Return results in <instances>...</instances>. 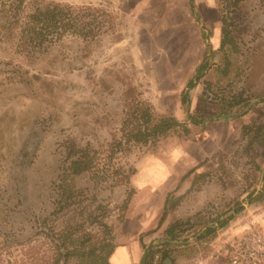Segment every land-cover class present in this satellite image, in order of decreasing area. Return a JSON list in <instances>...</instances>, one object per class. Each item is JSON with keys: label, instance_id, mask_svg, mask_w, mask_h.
<instances>
[{"label": "rangeland", "instance_id": "1", "mask_svg": "<svg viewBox=\"0 0 264 264\" xmlns=\"http://www.w3.org/2000/svg\"><path fill=\"white\" fill-rule=\"evenodd\" d=\"M155 1L158 12L146 24L132 13V0H0V264H51L57 245L65 252L62 231L117 247L134 198L152 208L168 169L197 149L211 151L202 164L213 168L194 172L199 185L182 196L190 200L186 214L171 212L174 222L161 228L182 201L168 196L148 231L155 233L151 264L165 256L189 264L216 249L229 264L237 239L264 230V0H218L216 10L202 13L211 24L210 53L188 104L182 94L198 60L174 58L179 22L168 17L172 7L166 15ZM55 4L69 9L72 27L43 20L38 33H27L29 15ZM223 28L233 45L221 50ZM143 106L155 117L175 116L188 131L125 144ZM83 149L96 168L72 175ZM127 175L130 182H121ZM172 234L186 243L161 240Z\"/></svg>", "mask_w": 264, "mask_h": 264}, {"label": "crops", "instance_id": "2", "mask_svg": "<svg viewBox=\"0 0 264 264\" xmlns=\"http://www.w3.org/2000/svg\"><path fill=\"white\" fill-rule=\"evenodd\" d=\"M132 1H134L131 8L132 13L138 17L139 14H142V20L145 21L146 24L154 18L155 12H158L155 7L157 3L155 0ZM217 2L218 0H160V3L164 6L162 12L167 15V10L170 11L171 9L169 8L172 7V13H170L168 17L175 22H179L176 28H180V31H177V36L175 35L173 37V44L175 48L172 51V54L175 59H186L190 60L191 63L197 62L198 60L197 64L193 67L194 70H196L202 63H200L201 57L203 59L206 58L208 48L210 46V39L212 38L208 28L211 26V24L206 22V18L202 17V13L216 10V5L218 4ZM220 10L222 11V9ZM214 24L216 26L215 34H217L218 24ZM181 29L185 30V32H183ZM203 30L210 34L209 40L207 39L206 35L207 45H203L202 42ZM210 152H204L203 150L199 149L191 151L190 154H187L182 158V164L180 166L169 168L168 171L172 174L170 176V180L168 183L161 186L160 189L156 190V194L150 202L152 203V208H150V206H145L148 203H144L137 207L135 202H138L139 198L138 196L137 199L134 198L133 203L131 204V208L133 209L131 211L130 208V212L127 215V220L125 223V233L123 236H126V239H124L123 243L119 244L112 253L110 257L111 264L141 263L145 250L144 247L146 246L147 242H149L153 236H155L154 232L152 234H148L150 232L149 230L154 227L155 220H157V217L162 214L163 210L166 208V204L168 207V196L171 194L172 196H175V198L179 199V197L184 195L186 190L198 188L199 181H193L190 177L194 175V172L200 171L201 169L207 170L209 168H213V165H209V163L202 164V161L206 157L211 158L212 153ZM216 166L217 165H214V167ZM184 167L186 168L183 169ZM140 173H142L141 170ZM184 176H186L185 180H183ZM151 177L154 179L155 176L153 175ZM154 182L158 183L157 181ZM181 199L182 201L179 202L180 205L178 204V206H174L172 208L170 207V211H168L166 220H164L161 228H165L166 224L174 222L171 212L173 213L177 211L183 215L186 214L182 211V206L184 203H188L190 200L186 202V200H183V197ZM175 201L176 203L178 202L177 199H174V202ZM176 219L177 218H175V220ZM132 224H136L137 227L135 229H130L129 226ZM160 231L162 230H159L158 232ZM169 240L170 242L168 243H173L176 245L186 243V241L183 240L177 241L171 240L170 238ZM216 250L217 252L213 250L211 255L204 256L201 259H193V261H191L189 264H221V258L219 257L221 251L219 249ZM171 259L173 264H179L177 259L175 260L173 257H171Z\"/></svg>", "mask_w": 264, "mask_h": 264}, {"label": "trees", "instance_id": "3", "mask_svg": "<svg viewBox=\"0 0 264 264\" xmlns=\"http://www.w3.org/2000/svg\"><path fill=\"white\" fill-rule=\"evenodd\" d=\"M55 5L56 6H54L53 9H47L46 11H43V9L37 8L36 11L31 13L29 15V19H32V22L28 26V32H26L32 34L38 33L37 29L39 28V25L43 22V20H49V24H52L57 28L59 26L72 27L71 20L73 18L72 16H68L69 9L65 11L64 9H60L58 4ZM64 20H69V22L58 25V23H61V21ZM46 24L47 26H49L48 23ZM95 35L96 34H92V36ZM87 36L91 35H86V37ZM227 45L232 46L233 41L228 39L223 28L220 49H224ZM207 62L208 61L206 57L204 59V63L196 69V74L193 78L190 79L186 89L183 91L182 102L184 104H188L190 102V90L195 87L198 80L202 77V73L206 70ZM137 108V116L134 121H131L133 123H136V125L133 128V132L129 136L128 133L126 134L128 138L126 136L127 139L125 140V144L130 140L142 143L144 145L148 144L149 142L151 144H156L162 137L169 134V132L176 127H182L183 130H185L186 132L188 131V127H186L184 123L180 122L173 115L155 117L150 106ZM192 122L198 124V121L196 119H194V121ZM123 144L124 142L123 140H121L112 144L111 147L114 148L115 146H122ZM87 151V149L81 150L82 155H80V157H75V159L72 160V175H79L86 170L96 168V166L92 167L91 160H87V158H85L87 155ZM75 153V151L72 153L73 156L75 155ZM133 173H136L135 169H133ZM69 178L70 175L67 174L66 178L64 179V183L69 182L67 184V187H70L74 181L73 179H71L70 181ZM125 181L130 182V176L127 175V177L125 176L124 179H121V182L124 183ZM58 236L59 239L62 240V248H64L65 252H63L62 249L57 245L56 252L51 264H58L61 258H65V264H68V262L75 257L79 261V264H111L110 257L116 247L113 248V243H111L109 239L100 238L99 241L93 242V239L96 236L94 235L92 237L85 238L84 241H81L80 238L72 237V233L66 231H62ZM170 239L176 240L173 234ZM68 240H70V242ZM154 253V250H151L149 252L148 261L146 262V264H151Z\"/></svg>", "mask_w": 264, "mask_h": 264}, {"label": "built area", "instance_id": "4", "mask_svg": "<svg viewBox=\"0 0 264 264\" xmlns=\"http://www.w3.org/2000/svg\"><path fill=\"white\" fill-rule=\"evenodd\" d=\"M229 264H264V230L250 228L237 239L230 254Z\"/></svg>", "mask_w": 264, "mask_h": 264}, {"label": "water", "instance_id": "5", "mask_svg": "<svg viewBox=\"0 0 264 264\" xmlns=\"http://www.w3.org/2000/svg\"><path fill=\"white\" fill-rule=\"evenodd\" d=\"M207 39H208V40L210 39V34H209V33H207ZM161 240H162L163 242H170V240H168V239H161ZM153 244H154V242L151 241V242L147 245V247H146V249H145V251H144V255H143V258H142L141 264H146V261H147V258H148V255H149V252H150L151 248L153 247ZM163 264H173V261H172L171 257H170V256H165V258H164V260H163Z\"/></svg>", "mask_w": 264, "mask_h": 264}, {"label": "flooded vegetation", "instance_id": "6", "mask_svg": "<svg viewBox=\"0 0 264 264\" xmlns=\"http://www.w3.org/2000/svg\"><path fill=\"white\" fill-rule=\"evenodd\" d=\"M209 48H210V46H209ZM208 48V53H210V49Z\"/></svg>", "mask_w": 264, "mask_h": 264}]
</instances>
